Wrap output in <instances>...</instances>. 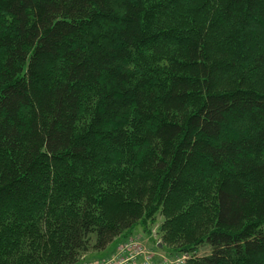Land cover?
<instances>
[{"label": "trees", "instance_id": "1", "mask_svg": "<svg viewBox=\"0 0 264 264\" xmlns=\"http://www.w3.org/2000/svg\"><path fill=\"white\" fill-rule=\"evenodd\" d=\"M159 214L184 264H264V0H0V264Z\"/></svg>", "mask_w": 264, "mask_h": 264}, {"label": "rangeland", "instance_id": "2", "mask_svg": "<svg viewBox=\"0 0 264 264\" xmlns=\"http://www.w3.org/2000/svg\"><path fill=\"white\" fill-rule=\"evenodd\" d=\"M162 219L163 216L159 214L155 221L149 220L146 224H137L129 235L118 237L105 249H90L75 264H129V262L132 264H175L182 258L186 261L191 256L190 253L177 254L167 247L158 245L162 243L161 231L158 227ZM209 251L210 247L203 244L197 249V255H203Z\"/></svg>", "mask_w": 264, "mask_h": 264}, {"label": "built area", "instance_id": "3", "mask_svg": "<svg viewBox=\"0 0 264 264\" xmlns=\"http://www.w3.org/2000/svg\"><path fill=\"white\" fill-rule=\"evenodd\" d=\"M184 260H185V259L182 258V259L178 260L175 264H183Z\"/></svg>", "mask_w": 264, "mask_h": 264}, {"label": "bare ground", "instance_id": "4", "mask_svg": "<svg viewBox=\"0 0 264 264\" xmlns=\"http://www.w3.org/2000/svg\"><path fill=\"white\" fill-rule=\"evenodd\" d=\"M176 261H177V260H176ZM176 261H175V262H176ZM147 262H148V261H147ZM149 263H150V262H149Z\"/></svg>", "mask_w": 264, "mask_h": 264}]
</instances>
